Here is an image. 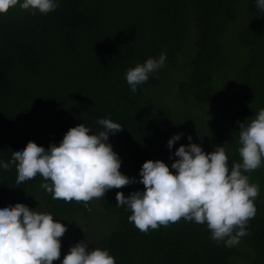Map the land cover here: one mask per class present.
I'll list each match as a JSON object with an SVG mask.
<instances>
[{
    "label": "trees",
    "instance_id": "16d2710c",
    "mask_svg": "<svg viewBox=\"0 0 264 264\" xmlns=\"http://www.w3.org/2000/svg\"><path fill=\"white\" fill-rule=\"evenodd\" d=\"M162 52L165 65L132 93L127 70ZM261 108L264 11L255 0H60L48 12L17 5L0 14V157L10 160L0 166V204L24 203L67 225L53 264L83 240L110 250L116 264H264V165L246 173L259 185L248 234L227 247L211 239L206 224L184 218L139 230L127 207L116 205V193L143 190L140 182L67 202L53 199L40 175L18 182L11 160L27 142L59 144L81 123L98 134L105 117L124 128L110 143L121 171L137 180L144 162L170 166L176 149L193 142L206 152L225 147L231 168L241 162L237 121Z\"/></svg>",
    "mask_w": 264,
    "mask_h": 264
},
{
    "label": "clouds",
    "instance_id": "9594fccd",
    "mask_svg": "<svg viewBox=\"0 0 264 264\" xmlns=\"http://www.w3.org/2000/svg\"><path fill=\"white\" fill-rule=\"evenodd\" d=\"M60 0H0V14L19 5L22 10L48 12L59 6ZM264 11V0H255ZM167 53L149 57L125 73L131 92L149 80L150 74L165 65ZM241 162L229 166L225 147L216 145L206 152L202 144H181L174 162L169 166L162 159H149L140 169L139 180L121 171L122 159L110 143V134L124 128L111 118L101 117L103 130L90 134L81 123L71 127L63 139L49 147L29 141L11 153L18 170L17 181L24 182L40 175L41 187L53 199L67 202H88L101 198L113 188L140 182L143 190L130 195L116 193V205L131 212L130 222L144 232L169 225L184 218L206 224L211 239L232 247L247 235L246 226L256 215L255 198L259 185L250 182L246 173L264 165V108L245 122L237 121ZM176 133L168 140L169 149L181 139ZM192 140V136H188ZM172 157H170L171 159ZM10 160L0 157V166ZM174 170V171H173ZM67 225L53 214L33 210L24 203L0 204V264H53L61 256V237ZM61 264H116L110 250L89 248L85 240L71 246Z\"/></svg>",
    "mask_w": 264,
    "mask_h": 264
},
{
    "label": "rangeland",
    "instance_id": "374dc122",
    "mask_svg": "<svg viewBox=\"0 0 264 264\" xmlns=\"http://www.w3.org/2000/svg\"><path fill=\"white\" fill-rule=\"evenodd\" d=\"M181 58H182V56H181ZM186 62V61H185ZM185 64V63H184ZM177 68V67H176ZM174 71H176V70H170L168 67H165L164 68V70H163V72H165V73H167V74H170V73H172V72H174ZM166 97H167V95H166ZM165 97V98H166ZM228 106H230V107H232L233 108V105L232 104H227ZM88 223L87 222H85V224L83 225V230L85 229V227H86V225H87ZM67 236H68V234H67Z\"/></svg>",
    "mask_w": 264,
    "mask_h": 264
}]
</instances>
